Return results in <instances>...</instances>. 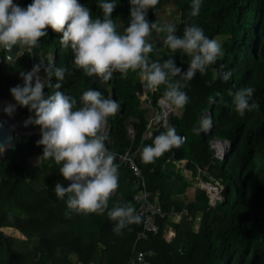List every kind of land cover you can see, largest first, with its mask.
<instances>
[{
	"label": "trees",
	"instance_id": "16d2710c",
	"mask_svg": "<svg viewBox=\"0 0 264 264\" xmlns=\"http://www.w3.org/2000/svg\"><path fill=\"white\" fill-rule=\"evenodd\" d=\"M78 2L91 10L93 18H102L99 0ZM115 2L112 18L117 31L123 33L130 20V0ZM14 3L26 7L32 0ZM191 3L192 0H159L154 9H149L147 19L163 25L160 11L173 6L177 36L182 37L184 29L195 24L208 38L222 44L224 55L209 67L206 75L197 72L188 82L183 91L189 102L180 116H172L167 124L175 127L176 132H184V164L193 170V175L199 167L202 179L224 186L222 201L210 206L202 189L191 188L192 178L184 177L182 170L170 169L171 151L154 163H143L142 148L152 145L166 128L155 116L150 123L152 136L142 139L149 122L135 97L138 72L130 71L126 79H120L116 73L108 82L89 77L73 65L74 53L62 47L61 34L48 28V36L41 38L38 47L30 51L26 47L15 60H6L4 50L0 49V98L7 97L11 87L22 84L21 71H30L39 62L68 69L60 91L74 97L77 107L84 91L98 90L107 98L110 87L111 99L120 105V111L108 123L110 143H106L119 165V188L109 200V208L117 203L134 205L137 189L132 173L117 160L119 153L131 148L138 149L135 161L142 169L147 188L167 216L156 218L157 233L136 240L141 222L116 235L114 222L106 213H69L65 200L58 199L54 192L56 183L67 187L68 181L59 173L61 165L42 156L43 146L36 144L41 138L40 128L34 126L39 132L8 148L0 160V264H129L134 251L151 252L147 257L151 264H264V0H202L196 17L190 15ZM152 35L157 39L152 41L154 51L150 58L163 63L172 57L176 66L186 71L190 60L182 59V51L173 53L167 47L166 33L153 30ZM221 66L223 71L232 73L230 79L225 82L217 78L209 86ZM39 75L42 78L46 73L41 70ZM137 80L145 99L156 106L165 85L147 92L140 76ZM55 82V77H48L45 97L55 90L48 86ZM249 86L255 89L252 102L258 107L241 117L234 111L229 93ZM209 97L215 102H210ZM19 110L24 118L32 115L26 107ZM203 111L209 113L210 124L199 132L197 123ZM130 117L138 120L133 137L125 124ZM212 138L229 143L223 158L213 155L209 144ZM34 157L42 161L33 164ZM188 189L192 197L186 195ZM172 206L177 211L185 207L188 215L171 218L168 214ZM166 225L169 229L164 232Z\"/></svg>",
	"mask_w": 264,
	"mask_h": 264
},
{
	"label": "clouds",
	"instance_id": "9594fccd",
	"mask_svg": "<svg viewBox=\"0 0 264 264\" xmlns=\"http://www.w3.org/2000/svg\"><path fill=\"white\" fill-rule=\"evenodd\" d=\"M158 3L159 0H130V20L121 33L112 18L117 6L115 0H99L102 18H93L91 10L78 0H32L26 7L14 0H0V49L10 53L18 46L30 51L39 46L51 28L61 34L62 47L73 51V65L85 75L108 82L116 73L120 79H126L130 71L138 72L145 91L155 92L165 85L163 100L176 109H183L189 102L183 89L197 72L207 74L209 67L224 55L223 47L195 24L187 26L179 37L173 24L149 22L148 11ZM201 4L202 0H192V17L199 15ZM153 30L166 33L164 43L173 53L180 50L190 57L186 71L177 67L172 57L163 63L150 58L149 54L154 51ZM222 69L223 66L215 71L209 86L217 78L225 82L230 79L232 73ZM41 70L47 77L56 78L54 84L48 85L55 90L47 97L43 91L46 84L39 75ZM67 71L64 66L43 62L34 64L30 71H21L22 84L9 90L16 104L7 105L3 111L11 117L18 105L32 113L25 120V126L32 124L40 128L41 138L36 144L43 146L42 156L61 165L59 173L71 182L67 187L58 182L54 187L55 196L65 200L68 212L106 213L114 222L113 232L121 235L123 229L140 223L142 218L127 204L117 203L109 208V200L119 188V165L115 163L116 154L107 146L110 138L106 128L109 118L120 111V105L105 98L100 91L88 89L77 107L74 97L60 91ZM254 93L255 89L250 86L229 93L234 111L241 117L258 107L252 102ZM209 101L215 102L213 97ZM164 127L166 131L157 135L152 145L142 148L143 163H154L166 152L181 147L182 137L175 127ZM4 151L5 145L0 144V153Z\"/></svg>",
	"mask_w": 264,
	"mask_h": 264
},
{
	"label": "built area",
	"instance_id": "2783aa9c",
	"mask_svg": "<svg viewBox=\"0 0 264 264\" xmlns=\"http://www.w3.org/2000/svg\"><path fill=\"white\" fill-rule=\"evenodd\" d=\"M2 61V57L0 56V62ZM146 98V97H145ZM159 105H166V102L160 98L157 102ZM25 119V118H23ZM160 120L162 122V125H167L168 122L166 118L160 117ZM129 120L128 126L126 125L127 133L130 137L134 136V127L132 126V123ZM131 123V124H130ZM151 121H149V125L147 129L145 130L142 139H149L152 136V128L150 126ZM12 140L15 142L17 139V142L22 141L24 138L39 132L37 128L34 127V125L29 124L24 129L22 134L19 136V138L16 139V129H12ZM106 132H108V126L106 128ZM138 151V149H131L128 148L123 153H119L117 155V160L126 165L127 168L131 171L133 176V182L136 187V192L133 194V207L136 209L137 214L141 216V224L142 228L137 234L138 239H145L149 234H155L159 231V225L156 222V218H164L167 216V212L162 210L157 202V198L152 191H150L147 188L146 180L143 175L142 169L139 167V165L135 161V154ZM224 155V153H223ZM223 158V157H221ZM198 171H200V168L197 167ZM193 187L202 189L205 194L207 195L209 199V205L215 206L218 202L222 201L223 197L221 198L222 191L224 190V186L220 184L218 181L214 180H204L200 177L197 178L196 184H192ZM223 196V195H222ZM180 214L188 215L187 209L184 207L181 211H177L174 206L170 208L169 216L176 217ZM189 219L191 217L189 216ZM167 226L164 228V232H166ZM151 255V252L149 251H134V253L131 255L129 259V264H151L148 256ZM77 264H83L81 261H77ZM87 264H93L92 262Z\"/></svg>",
	"mask_w": 264,
	"mask_h": 264
},
{
	"label": "rangeland",
	"instance_id": "374dc122",
	"mask_svg": "<svg viewBox=\"0 0 264 264\" xmlns=\"http://www.w3.org/2000/svg\"><path fill=\"white\" fill-rule=\"evenodd\" d=\"M159 16H160V18L162 20L163 25H165V24H173V22H175L176 19H177V15H176V13L174 11V7L173 6H167V7L163 8L160 11ZM156 39H157V37L155 35L151 36V41H156ZM158 42H161V41L159 40ZM24 49H26V47H21V51H23ZM48 57L52 60V54L51 53L48 54ZM182 59L190 60V57H188L186 54L183 53L182 54ZM135 77H136V79H135V83H136V86H135V97H136V99H138L141 107L145 110L148 122L152 121L155 116H158L159 119H160V117H162L163 119L166 118L167 122L169 121V119L172 116H180L181 109H176L174 106H171L168 103H166V105L162 104V105H159V106H158V104L156 106H153L151 103H149L145 99L146 94L139 87V82L137 80L139 75H136ZM42 79H44V83H47V81H48V77L47 76L42 77ZM107 91H108L107 98H111L110 87H107ZM161 98L163 99V97H161ZM9 104H16L14 98L10 94V91L8 92L7 97L0 98V121L3 120L1 118V116L5 115L8 118L10 124L13 125V127H16L17 129L24 130L27 126H25L24 122H19V120L24 118V116L19 112L20 111L19 109L21 107L17 105L16 111L14 112V114L11 117H9L3 111L4 107H6ZM130 119H131L130 122L132 123V126L134 127V125L137 123L138 120L135 117H130L129 119H127L125 121V124L127 126H128V123H129ZM208 123H209V113L207 111H203L202 113L199 114V121L197 123V130L201 131V130L206 129L208 127ZM17 140L15 142H12L11 145L14 146L15 143H17ZM209 144H210V149H211L213 155L218 157V158L224 157L223 153L228 148V145H229V143L227 141L224 142L223 140H219V139H215V138L210 139ZM216 146H219V147H216ZM8 148H10V147H8ZM5 152H6V149H5V151L3 153H0V160L4 156ZM170 160H172V163H173V165H172V167H170V169H173L175 172L182 170V165L187 162V158H183L180 162H178V161H174L171 156H170ZM41 161L42 160L39 157H34V158L31 159V162L33 164H38ZM201 176H202L201 172L198 171V169H195L194 175H193V177L191 179L192 180L191 181L192 184L193 185L196 184L197 178L198 177L202 178ZM70 183L71 182L68 181V184H70ZM180 183H182V181ZM194 188H196V187H194ZM192 196H193V194L190 193L189 197H192ZM222 197L223 196L221 195V198ZM33 243H36V239H33Z\"/></svg>",
	"mask_w": 264,
	"mask_h": 264
},
{
	"label": "water",
	"instance_id": "95a60500",
	"mask_svg": "<svg viewBox=\"0 0 264 264\" xmlns=\"http://www.w3.org/2000/svg\"><path fill=\"white\" fill-rule=\"evenodd\" d=\"M6 60H15L21 54V47L18 46L14 47L12 52H7L4 50ZM1 118L3 120L0 121V144L8 145L10 141H12V129L14 128L12 124H10L8 118L5 115H2ZM27 118L21 119L25 122ZM8 123V124H7ZM198 131V130H197ZM202 131V130H201ZM200 132V131H199ZM178 135L182 137V144L179 149H172L171 157L174 161L180 162L183 159V144L185 141V135L183 131L177 132ZM11 138V139H9ZM8 149V146L5 148ZM183 175L187 179H191L193 175V170H190L186 167L185 164L182 165Z\"/></svg>",
	"mask_w": 264,
	"mask_h": 264
},
{
	"label": "bare ground",
	"instance_id": "6f19581e",
	"mask_svg": "<svg viewBox=\"0 0 264 264\" xmlns=\"http://www.w3.org/2000/svg\"><path fill=\"white\" fill-rule=\"evenodd\" d=\"M19 122H24V121H22V120H19ZM16 124V123H15ZM15 129H16V139L22 134V132L24 131V130H22V129H17L16 127H14ZM13 142V140L12 141H10V143L9 144H11ZM225 142V141H224ZM216 147H219V146H216ZM222 147V146H221Z\"/></svg>",
	"mask_w": 264,
	"mask_h": 264
},
{
	"label": "crops",
	"instance_id": "0c3cea01",
	"mask_svg": "<svg viewBox=\"0 0 264 264\" xmlns=\"http://www.w3.org/2000/svg\"><path fill=\"white\" fill-rule=\"evenodd\" d=\"M182 172H183V169H182ZM191 188H194V187H191ZM188 193H189V189H188L186 195H189ZM181 198H182V196H181ZM170 217L172 218V216H170ZM166 226H167V229H169V226L168 225H166Z\"/></svg>",
	"mask_w": 264,
	"mask_h": 264
}]
</instances>
